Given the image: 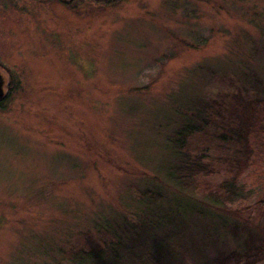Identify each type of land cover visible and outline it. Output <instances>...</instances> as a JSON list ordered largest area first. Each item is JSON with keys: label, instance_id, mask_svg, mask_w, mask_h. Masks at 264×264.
Here are the masks:
<instances>
[{"label": "rangeland", "instance_id": "374dc122", "mask_svg": "<svg viewBox=\"0 0 264 264\" xmlns=\"http://www.w3.org/2000/svg\"><path fill=\"white\" fill-rule=\"evenodd\" d=\"M0 75V264H73L130 224L173 264H264V0H0ZM202 100L252 132L187 138L210 174L180 188Z\"/></svg>", "mask_w": 264, "mask_h": 264}, {"label": "trees", "instance_id": "16d2710c", "mask_svg": "<svg viewBox=\"0 0 264 264\" xmlns=\"http://www.w3.org/2000/svg\"><path fill=\"white\" fill-rule=\"evenodd\" d=\"M89 1L97 5L112 6L123 0ZM242 96L243 95L239 94L238 98H234L237 99L239 104H246L243 108L244 112L242 117L246 118L247 116L249 120V118L255 116L256 110L253 109L250 102L243 100ZM234 102L236 103V101ZM193 106L196 109L185 111V115L181 121L182 126L180 130L173 135V143L171 146L173 152L177 154V158L182 160L183 163L181 162L180 164L168 167V178L180 188H184L188 181L194 179V177L198 175L207 176L210 174L209 171H207V167L200 165L198 160L192 163L184 160L187 155L186 153L183 155L182 145L185 144L187 138L191 137L193 134H199L200 132L203 133V129H206L209 126L217 125L221 129L219 139L222 140L223 143L234 140L236 141L234 142L235 144H239L243 149H246L247 134L252 132V125H250L248 121H242L241 125L243 127L241 126L240 129L233 127V118L229 117L228 119H225L221 114L220 106L217 103L202 100L197 101ZM245 112L249 113L244 115ZM214 119H216V121ZM220 189H222L223 194L225 195L218 197L217 202L221 200L220 198H224L225 200H230L231 197L234 198L235 189L233 183H224L223 185H220ZM142 197L148 198L149 200H153V198L159 199V196L154 197L148 192L143 193ZM141 201H143V199H141ZM156 220L151 224H154ZM153 226L154 225H151V227L148 229L146 228V230H151ZM146 230L144 231L138 225L130 224L124 229L122 235L115 231L111 238L102 242L101 248L90 251L81 250L71 256L70 260L73 264H117L118 256L127 254L132 255V250H134V248H139V250L141 248V251H143L144 246H146L147 252L144 250L142 252V257L137 258L138 264H173V261H167L163 258V252H165L163 248L165 243L159 240L154 241L153 239H148L149 236L146 233Z\"/></svg>", "mask_w": 264, "mask_h": 264}, {"label": "water", "instance_id": "95a60500", "mask_svg": "<svg viewBox=\"0 0 264 264\" xmlns=\"http://www.w3.org/2000/svg\"><path fill=\"white\" fill-rule=\"evenodd\" d=\"M3 87H4V81H3L2 76L0 75V100H2L4 97Z\"/></svg>", "mask_w": 264, "mask_h": 264}]
</instances>
